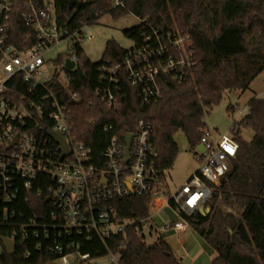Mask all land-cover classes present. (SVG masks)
<instances>
[{"label": "trees", "instance_id": "16d2710c", "mask_svg": "<svg viewBox=\"0 0 264 264\" xmlns=\"http://www.w3.org/2000/svg\"><path fill=\"white\" fill-rule=\"evenodd\" d=\"M55 2L61 23L70 29L94 25L104 13L114 17L133 14L139 19L146 18L152 25L190 35L196 60L191 74L181 82L164 86L158 99L148 105L141 104L138 89L129 83L122 88L127 98L121 109L108 108L95 93L101 85L99 66L108 59L123 57L128 50L114 40L106 42L98 62L87 58L80 44L75 43L77 68L66 70L71 79L69 88L80 96L79 101L66 103L72 135L98 154L105 149V124L113 125L110 134L123 136L138 121H146L152 127L162 179L178 153L175 134L181 131L194 150L207 129L205 116L223 99L224 93L245 91L264 72V0H122V6L112 5V0ZM22 9L16 3L12 13L10 43L13 44L23 45L21 39L28 30L21 17ZM149 30L147 23L141 22L125 29L124 34L137 45L142 34ZM64 59L65 55H59L56 63L62 65ZM13 82L11 92L17 94L18 100L25 90L21 82L17 85ZM53 86L61 89L56 82ZM60 98L62 101L61 95ZM248 108V114L231 126L238 149L229 171L215 186L208 202L210 211L191 216L181 213L217 253L211 264H264V97L251 98ZM233 109L231 105L228 107L229 111ZM240 129L252 130V138H242ZM36 187L30 191L29 201L21 193L8 205L15 215L0 223V236L12 237L13 228L18 235L12 253L5 250L0 239V264H53L59 255L50 248L56 244L65 248L70 239L79 242L81 251L90 253L94 259L106 256L110 250L120 254L119 264H184L162 237L147 243L135 225H127L106 244L97 238L87 241L76 234L71 238L63 233L59 236L55 222L43 215L49 211L44 203L45 193L36 195ZM149 201V197L129 195L111 204L118 218L139 220L149 216ZM171 205L175 206L173 202ZM31 219L34 224L26 227L27 236L22 239L17 225L27 224Z\"/></svg>", "mask_w": 264, "mask_h": 264}, {"label": "built area", "instance_id": "2783aa9c", "mask_svg": "<svg viewBox=\"0 0 264 264\" xmlns=\"http://www.w3.org/2000/svg\"><path fill=\"white\" fill-rule=\"evenodd\" d=\"M16 3L23 6L21 17L28 27L21 39L23 45L10 43ZM112 5L122 6L123 2L112 0ZM146 20L138 18V23L146 22L150 28L142 34L140 44L133 42L123 57L108 59L99 66L101 85L95 93L108 108L123 107L127 97L122 88L128 83L138 89L141 104L148 105L158 99L164 86L181 82L196 65L189 34L166 30ZM86 27L70 29L63 25L55 0H0V223L15 215L8 205L21 193L29 201L28 195L36 185V195L45 193L44 203L48 205L49 211L43 215L55 222L59 236L63 233L71 238L76 234L87 241L97 238L106 244L127 225H135L146 240L162 232L185 231L189 224L181 213L191 216L203 212L215 186L229 171L238 143L232 132L215 141L208 129L203 131L198 146L204 150L198 146L193 150L198 170L177 192L167 194L160 186L162 171L150 123L140 120L123 136L110 134L113 125L105 124V149L98 154L77 140L71 133L66 103L77 102L80 96L69 88L67 71L77 68L74 44L81 43ZM63 43L66 51L57 55H65L61 65L47 55ZM66 59L74 62L70 70L65 67ZM52 65L54 69L45 72ZM11 81L23 84L25 91L18 100L17 94L11 92ZM55 82L61 89L53 86ZM49 129L64 137L67 155L62 156V146L48 134ZM127 134L131 135L128 154ZM129 195L149 197L146 219L118 218L111 202ZM164 209L177 218L159 219ZM33 224L31 219L17 225L22 239L27 236L26 227ZM17 235L13 228L9 238L14 241ZM50 249L59 255L61 264H92L96 260L82 252L79 242L72 239L65 248L56 244ZM106 256L111 264H119V253L109 250Z\"/></svg>", "mask_w": 264, "mask_h": 264}, {"label": "rangeland", "instance_id": "374dc122", "mask_svg": "<svg viewBox=\"0 0 264 264\" xmlns=\"http://www.w3.org/2000/svg\"><path fill=\"white\" fill-rule=\"evenodd\" d=\"M137 24L138 18L133 14L114 17L110 13H104L99 18L98 23L84 29V38L81 40L80 46L87 58L92 62H98L101 60L106 42L109 40L116 41L125 49L130 48L133 41L124 34V30ZM89 35L92 36L91 39L87 38ZM65 51L66 44L63 43L49 52L47 57L52 61H56L57 55ZM54 67L52 65L49 69H45V72L53 70ZM263 95L264 72L258 74L245 91H226L223 99L204 118V123L210 132L211 138L216 141L221 135L230 132L232 124L248 114L249 100L254 96L263 97ZM230 105L234 107L232 111L228 110ZM240 135L245 140H250L253 132L250 129H240ZM174 140L178 146V153L172 168L166 172L160 184L161 189L167 194L177 192L199 167V162L195 159L193 150H191L185 135L179 131L175 134ZM206 206H209V204ZM203 213H208L206 207H204ZM159 217V219L169 218L174 220L177 215L169 209H165L159 213ZM159 236L170 245L175 256L181 258L184 264H211L215 251L191 226L183 232L169 231L153 235L151 238H147V243L155 241ZM53 264H61L60 259L53 261ZM92 264L111 263L107 256H103L97 258Z\"/></svg>", "mask_w": 264, "mask_h": 264}, {"label": "water", "instance_id": "95a60500", "mask_svg": "<svg viewBox=\"0 0 264 264\" xmlns=\"http://www.w3.org/2000/svg\"><path fill=\"white\" fill-rule=\"evenodd\" d=\"M65 67L67 69H72L74 67V62L69 60V59H66L65 61ZM65 99H67V97L65 96ZM48 134L54 138L56 140V142H58L61 146H62V151H63V155L62 156H65L68 154V149H67V145H66V142L64 140V137L59 135L58 133H55L54 131L52 130H48ZM130 141H131V135L130 134H127L126 136V154H128V150H129V145H130ZM198 149L200 151H203L204 148L202 145H199L198 146ZM46 201H48V199H46ZM206 211L209 212L210 211V206H206ZM0 239L2 241V244L5 248V250L8 252V253H12L14 252V249H15V242L10 239L9 237H5V236H0Z\"/></svg>", "mask_w": 264, "mask_h": 264}, {"label": "crops", "instance_id": "0c3cea01", "mask_svg": "<svg viewBox=\"0 0 264 264\" xmlns=\"http://www.w3.org/2000/svg\"><path fill=\"white\" fill-rule=\"evenodd\" d=\"M164 210H165V209H164ZM186 230H187V229H186ZM186 230H185V231H186ZM182 232H183V231H182ZM216 255H217V253L215 252L214 255H213L212 257L214 258ZM213 258H212V259H213ZM180 259H181V258H180ZM181 260H182V259H181Z\"/></svg>", "mask_w": 264, "mask_h": 264}]
</instances>
